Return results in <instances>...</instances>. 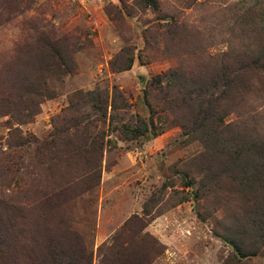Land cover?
<instances>
[{
    "label": "rangeland",
    "instance_id": "374dc122",
    "mask_svg": "<svg viewBox=\"0 0 264 264\" xmlns=\"http://www.w3.org/2000/svg\"><path fill=\"white\" fill-rule=\"evenodd\" d=\"M155 1L0 0V264H264V79L226 85L264 10Z\"/></svg>",
    "mask_w": 264,
    "mask_h": 264
},
{
    "label": "trees",
    "instance_id": "16d2710c",
    "mask_svg": "<svg viewBox=\"0 0 264 264\" xmlns=\"http://www.w3.org/2000/svg\"><path fill=\"white\" fill-rule=\"evenodd\" d=\"M257 1H259L257 5L260 11L263 12L264 0ZM149 2L152 5L157 3L155 0H149ZM261 16L264 14L261 13L260 20H258L255 7L245 14L246 18L249 17V34L253 41L251 47L254 46V48L246 50L247 52L242 55V57L246 56L245 63L240 64L237 70L234 66L233 73L227 78L226 85L230 90L245 86L243 84L249 77L248 73L253 74L257 79H264V17L261 18ZM210 113V111L207 112V114ZM42 240L46 243L40 242L42 254L35 258L37 264H93V254L88 253L84 245L82 246L80 243L76 245L71 238L65 239V242H60L62 240L59 238ZM116 247H118L117 252L113 258L102 252L100 264H150L151 262L148 255L142 250L130 251L131 248H125L121 243H117ZM115 248H111V252H109L113 253ZM28 262L31 260L29 259Z\"/></svg>",
    "mask_w": 264,
    "mask_h": 264
}]
</instances>
